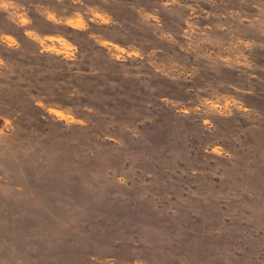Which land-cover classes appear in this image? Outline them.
Segmentation results:
<instances>
[{
	"label": "rangeland",
	"instance_id": "1",
	"mask_svg": "<svg viewBox=\"0 0 264 264\" xmlns=\"http://www.w3.org/2000/svg\"><path fill=\"white\" fill-rule=\"evenodd\" d=\"M0 264H264V0H0Z\"/></svg>",
	"mask_w": 264,
	"mask_h": 264
}]
</instances>
